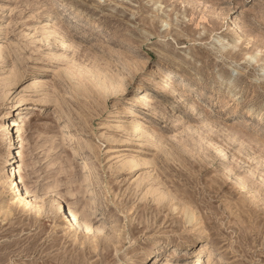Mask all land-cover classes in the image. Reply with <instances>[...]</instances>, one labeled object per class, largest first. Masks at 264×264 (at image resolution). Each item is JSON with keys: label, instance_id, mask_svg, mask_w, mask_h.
Segmentation results:
<instances>
[{"label": "rangeland", "instance_id": "rangeland-1", "mask_svg": "<svg viewBox=\"0 0 264 264\" xmlns=\"http://www.w3.org/2000/svg\"><path fill=\"white\" fill-rule=\"evenodd\" d=\"M0 45V264H264V0H0Z\"/></svg>", "mask_w": 264, "mask_h": 264}, {"label": "bare ground", "instance_id": "bare-ground-1", "mask_svg": "<svg viewBox=\"0 0 264 264\" xmlns=\"http://www.w3.org/2000/svg\"><path fill=\"white\" fill-rule=\"evenodd\" d=\"M2 45H0V52L2 50ZM62 73V68H58V71H56L55 73ZM173 91L172 88H170V92ZM132 101L134 102H137V101H140V98L136 95L133 96L132 98ZM147 104V103H146ZM18 106H21V104H19ZM16 111L17 113L16 114H13V115H8L11 116L12 118L10 120H8V122L6 123V131H7V138L9 140V143H10V146L8 147V151H7V154H6V177H7V187L10 189V190H13V192H21L23 191V194L24 196L26 197H30V196H33L31 191H29L28 189H22L21 186H20V183L22 182L21 180V175H20V170L17 168L18 166H16V158H17V149H19L21 147L20 143L22 141V134L20 132V116L22 115V112L20 111L19 108H16ZM171 115L174 114L173 111H171ZM169 120V118H168ZM132 128L135 132V138L134 140H140L142 139V136H146L149 137V135H151L150 132L148 131H144V130H141L137 127V125L133 124V123H130L129 124V127L128 128ZM141 134H143L141 136ZM57 200V199H56ZM55 202V201H54ZM59 207L62 209V211L66 212L65 210V207L64 205L58 203ZM65 215V213H64ZM66 219L67 221H73V222H76L79 227L83 230V232H87L88 229L87 227L80 223L78 221V217L77 215L73 212V211H68V213H66ZM175 255L177 254H172V255H169L171 257H174ZM164 264H172L170 260H166V262Z\"/></svg>", "mask_w": 264, "mask_h": 264}]
</instances>
